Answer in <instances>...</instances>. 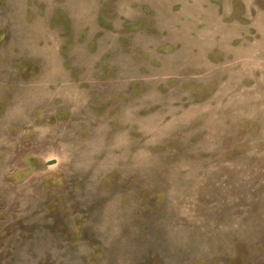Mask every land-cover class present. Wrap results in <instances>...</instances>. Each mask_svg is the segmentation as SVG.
Returning <instances> with one entry per match:
<instances>
[{
  "label": "rangeland",
  "instance_id": "374dc122",
  "mask_svg": "<svg viewBox=\"0 0 264 264\" xmlns=\"http://www.w3.org/2000/svg\"><path fill=\"white\" fill-rule=\"evenodd\" d=\"M0 264H264V0H0Z\"/></svg>",
  "mask_w": 264,
  "mask_h": 264
}]
</instances>
